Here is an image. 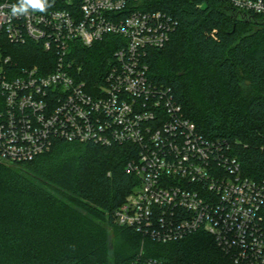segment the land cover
Segmentation results:
<instances>
[{"label":"built area","instance_id":"built-area-1","mask_svg":"<svg viewBox=\"0 0 264 264\" xmlns=\"http://www.w3.org/2000/svg\"><path fill=\"white\" fill-rule=\"evenodd\" d=\"M225 1L264 16V0ZM140 3L0 0V160L30 163L56 142L130 146L126 172L140 186L117 211L118 225L161 244L203 232L235 264H264V182L245 178L231 146L201 134L171 89L151 82L149 54L178 23ZM105 41L115 51L98 80L82 61ZM8 44L47 55L20 66ZM131 264L164 263L140 254Z\"/></svg>","mask_w":264,"mask_h":264},{"label":"trees","instance_id":"trees-1","mask_svg":"<svg viewBox=\"0 0 264 264\" xmlns=\"http://www.w3.org/2000/svg\"><path fill=\"white\" fill-rule=\"evenodd\" d=\"M177 23L170 42L149 54V78L169 88L197 130L231 146L242 175L264 182V16L225 0H141ZM115 48L84 51L99 80ZM20 66L42 65L38 45H6ZM130 146L56 142L26 164L0 160V264H131L140 254L164 264H235L200 232L161 244L120 226L116 213L139 186L126 172ZM113 255L110 254V232Z\"/></svg>","mask_w":264,"mask_h":264},{"label":"rangeland","instance_id":"rangeland-1","mask_svg":"<svg viewBox=\"0 0 264 264\" xmlns=\"http://www.w3.org/2000/svg\"><path fill=\"white\" fill-rule=\"evenodd\" d=\"M106 228H108L109 232H110V240H109L110 254L113 255V247H112L113 233H112V230L109 227L106 226Z\"/></svg>","mask_w":264,"mask_h":264},{"label":"clouds","instance_id":"clouds-1","mask_svg":"<svg viewBox=\"0 0 264 264\" xmlns=\"http://www.w3.org/2000/svg\"><path fill=\"white\" fill-rule=\"evenodd\" d=\"M16 13H17L16 5H13V6H12V14H13V15H16Z\"/></svg>","mask_w":264,"mask_h":264}]
</instances>
